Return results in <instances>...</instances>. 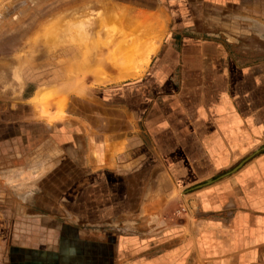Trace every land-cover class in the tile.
<instances>
[{"label": "crops", "instance_id": "0c3cea01", "mask_svg": "<svg viewBox=\"0 0 264 264\" xmlns=\"http://www.w3.org/2000/svg\"><path fill=\"white\" fill-rule=\"evenodd\" d=\"M199 4L221 14L186 17L136 77L81 87L61 109L35 92L0 106V202L29 210L8 227L18 252L121 264L153 237L156 254L125 264H264V0ZM93 233L117 236L104 260Z\"/></svg>", "mask_w": 264, "mask_h": 264}, {"label": "rangeland", "instance_id": "374dc122", "mask_svg": "<svg viewBox=\"0 0 264 264\" xmlns=\"http://www.w3.org/2000/svg\"><path fill=\"white\" fill-rule=\"evenodd\" d=\"M11 4L17 8L12 11H2ZM106 6L114 7L112 15L118 9V15H114L119 19L114 15L115 19H113L111 13L106 12V15L96 13ZM0 7V106L2 108L11 102H24L33 92L35 98L31 103L36 101L49 103V106L53 105L57 109L63 108L64 104L71 106L72 99L76 98L74 94H80L81 87L88 88L99 83L121 82L136 77L145 65L140 60L143 54L151 52L163 36L170 35L173 31L184 34V26L179 28L177 25H184L186 17L198 22L202 16L217 17L221 14L213 6L199 4V0H0ZM86 15L91 19L89 21L90 19L86 18L88 23L83 18ZM100 15L102 17H98ZM108 15H111L112 19ZM92 16L97 19L92 21ZM104 16L108 19H103ZM122 16L126 18H124L125 23L119 24ZM90 22H94L95 25ZM114 22H118L117 26ZM109 23L112 25H108ZM91 24L93 28L89 29ZM104 24L106 29H103ZM106 24L114 25L113 28L109 27L110 32ZM83 26L88 33L84 29L86 33L82 35ZM101 28L106 34L109 32L108 36L111 34L112 39L105 38L107 40L105 41L104 33L99 31ZM97 33L103 37L98 38ZM125 74L134 75L127 77L124 76ZM60 87L64 90L62 99L56 96V91ZM51 174L49 183H53L56 193L57 184L60 183L55 179L57 172ZM23 206H25L23 203H14L12 200L0 202V264H22L15 262L14 256L18 261L32 259V261L44 260V263L49 261V264H55L57 253L52 250L24 253L18 252L16 246L10 243L9 225L17 223L20 226L25 221L19 216L21 211L29 212ZM178 209L184 214L182 212L184 208L178 206ZM31 210L38 214L45 212L41 207H32ZM10 212H16L17 218L10 219ZM32 223L39 225L41 222L34 220ZM134 229L148 232L150 228L143 221L139 228ZM17 230V233L21 232L19 228ZM106 236H110L109 233L108 235L93 233L83 237L90 246L102 244V248L96 246L98 261L105 258L106 244L114 243L117 237L114 233L111 242ZM152 238L144 237L147 242L145 250L140 253L130 252L126 262L136 261L138 254L144 259H150L156 254L162 246L153 248ZM64 259L69 257L66 256Z\"/></svg>", "mask_w": 264, "mask_h": 264}, {"label": "bare ground", "instance_id": "6f19581e", "mask_svg": "<svg viewBox=\"0 0 264 264\" xmlns=\"http://www.w3.org/2000/svg\"><path fill=\"white\" fill-rule=\"evenodd\" d=\"M13 4H14V3H13ZM13 4H12V5H13ZM14 5H15V4H14ZM10 7H11V5H10ZM12 7H13V6H12ZM115 9H116V8H115ZM102 10H103V12H101ZM102 10L97 11L96 13L98 14V13L100 12V14L103 13L102 15H106V12H107V14L111 13V15H112V12L114 11V8H112L111 6H109V7L106 6V7H104ZM112 10H113V11H112ZM119 11H121V9H120ZM104 12H105V13H104ZM92 13H93V12H92ZM96 13L94 12V14H96ZM94 14H93V15H94ZM97 14H96V16H97ZM114 14L118 15V10H116ZM114 14H113V15H114ZM126 14H127V13H126ZM87 15H89V14H87ZM87 15H86L85 17H83V18H85V20H86V18L88 19V16H87ZM98 15H99V14H98ZM111 15H108L109 18H110V19H112V18L115 19L114 16H116V15H114V16L112 15V16H113L112 18L110 17ZM120 15H121V14H120ZM89 16H91V15H89ZM92 17H93L92 21H93L94 19H97V18L94 17V16H92ZM92 17H91V18H92ZM98 17H102V16L100 15V16H98ZM116 17H117V16H116ZM122 17H123V16H122ZM83 18H81V19H83ZM104 18H106V17L104 16L103 19H104ZM117 18H118V17H117ZM120 18H121V17H120ZM124 18H125V17H123L122 19L119 20V24H120V23H122V24L125 23V22H124ZM89 19H90V18H89ZM89 19H88V20H89ZM106 19H108V18H106ZM118 19H119V18H118ZM125 19H126V18H125ZM79 20H80V19H79ZM83 20H84V19H83ZM85 20H84V21H85ZM88 20H86L85 22L88 23L89 21H91V19H90L89 21H88ZM120 21H122V22H120ZM136 21H137V20H136ZM80 22H81V21H80ZM80 22H79V23H80ZM137 22H138V21H137ZM76 23H78V21H77ZM90 23H92V22H90ZM114 23H115V22H114ZM114 23H113V24H114ZM117 23H118V22H117ZM117 23H115L114 25L117 26ZM139 23H141V22H139ZM84 24H85V23H84ZM92 24L95 25L94 22H93ZM92 24L90 25V28H89V29H91ZM106 25H107V24H106ZM108 25H112V23H109ZM108 25H107V27H108L107 30L110 32V30H109L110 28H109V27L113 28L114 25H113V26H108ZM84 26H85V25H84ZM84 26H83V28H82V31H83V32H82V35L85 34V33L87 32V29L84 28ZM86 26H87V25H86ZM104 26H105V24L103 25V29H104V28L106 29V26H105V27H104ZM80 27H82V26H80ZM88 27H89V26H88ZM92 28H93V27H92ZM80 29H81V28H80ZM84 29H86V32H85V33H84ZM99 31H100L101 33H104V37H103V36H102V37H103V39H104L105 41H107L105 38H108L109 40L112 39V38H110V37H112L111 34L108 36L109 32H107L108 34H106L105 31L102 30V28H101V30L99 29ZM100 32H98V33H100ZM87 33H88V32H87ZM98 33H97V34H98ZM80 34H81V33H80ZM106 35H107V37H105ZM84 36H87V35H84ZM97 36H98V38L101 37V35L99 36V34H98ZM102 37H101V38H102ZM120 43H123V42H120ZM123 46H125V45H123ZM149 53H150V52H145V53L143 54V56L141 55L142 58H141L140 60L143 61V64H145V65H146L147 62H148V56H149ZM141 54H142V53H141ZM94 69H95V67H94ZM97 70H98V69H97ZM97 70H96V72H98ZM104 72H105V71H104ZM133 75H134V74H128V75L125 74L124 76L129 77V76H133ZM124 76H123V77H124ZM120 77H121V76H120ZM123 77H122V78H123ZM127 77H126V78H127ZM123 79H124V78H123ZM46 100H47V99H46ZM46 100H45V101H46ZM57 100H58V99H57ZM63 100H64V99H63ZM63 102H64V101H63Z\"/></svg>", "mask_w": 264, "mask_h": 264}, {"label": "water", "instance_id": "95a60500", "mask_svg": "<svg viewBox=\"0 0 264 264\" xmlns=\"http://www.w3.org/2000/svg\"><path fill=\"white\" fill-rule=\"evenodd\" d=\"M240 164H241V163H240ZM240 164H239V165H240Z\"/></svg>", "mask_w": 264, "mask_h": 264}]
</instances>
